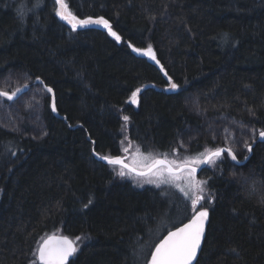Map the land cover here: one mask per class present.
<instances>
[{"label":"trees","instance_id":"1","mask_svg":"<svg viewBox=\"0 0 264 264\" xmlns=\"http://www.w3.org/2000/svg\"><path fill=\"white\" fill-rule=\"evenodd\" d=\"M66 2L76 16L108 19L120 41L102 26L73 31L53 0H0V80L26 78L18 97L36 90L45 129L34 138L0 126V264H39L37 248L53 233L81 237L68 264H147L162 235L191 217V201L137 187L93 149L182 160L226 146L202 132L184 152L180 137L200 129L201 113L242 122L255 143L243 163L224 153L197 173L209 220L194 264H264V0ZM149 44L160 66L133 51ZM243 145L233 148L239 161ZM166 217L172 224L142 259L146 233Z\"/></svg>","mask_w":264,"mask_h":264},{"label":"snow or ice","instance_id":"2","mask_svg":"<svg viewBox=\"0 0 264 264\" xmlns=\"http://www.w3.org/2000/svg\"><path fill=\"white\" fill-rule=\"evenodd\" d=\"M55 3L57 5L54 9L56 16L66 21L73 31L89 25H99L107 29L110 36L120 41L121 37L113 31L111 23L104 17L79 19L69 10L66 0H55ZM19 15L23 19V12ZM129 46L131 47V45ZM133 51L147 56L149 59L156 61L157 64L160 63L151 44L143 49L133 48ZM161 70H163L162 67ZM36 79L40 80L39 77ZM23 87L26 88L28 85L25 84ZM169 87L171 89L178 87L176 83L172 82L170 77ZM45 88L47 92H53L51 87L45 85ZM21 91V88H17L12 92L0 89V97L12 100ZM140 91L141 89L137 88L132 92L130 97L132 103L137 102V96ZM51 108L53 112L57 111L54 99ZM122 119L126 124L129 117L123 116ZM259 137L264 140V130L259 131ZM243 146L249 152L252 151V144L247 140L244 141ZM123 151L127 152L128 148H124ZM224 153H227L234 161L237 159L232 147H216L215 149L205 148L204 151L194 156H185L182 160L169 159L167 154H160L159 157L149 154V156L143 157V163L137 164L133 162L132 165H129L124 163L121 157L100 156L93 149V154L106 161L109 165H120V170L117 173L119 176H131L137 183L154 184L157 187L168 185L182 193L185 200L191 201L193 210L191 219L187 223H183L181 227L175 228L174 231H169L155 245L147 264H193V261L197 258L198 250L201 248L202 238L205 235V222L208 219V210L202 204V201L205 200L206 189L204 185H206L207 181L197 179V169L201 165L216 164ZM207 199L211 203V196H208ZM88 203L91 204L92 201L89 200ZM84 207H88V205L85 204ZM80 240L81 237L79 236L75 240L70 239L68 236L48 237L38 248L37 259L39 264H68L69 258L77 253ZM232 251H235V249ZM32 264H35V261Z\"/></svg>","mask_w":264,"mask_h":264},{"label":"rangeland","instance_id":"3","mask_svg":"<svg viewBox=\"0 0 264 264\" xmlns=\"http://www.w3.org/2000/svg\"><path fill=\"white\" fill-rule=\"evenodd\" d=\"M53 3L54 7L56 8L57 5L55 3V0H53ZM77 17L79 19H85L87 17L96 18L101 16ZM63 22L67 24L66 21ZM67 25L71 28L69 24ZM24 81H26V78L24 76L8 75L7 77L0 80V89L12 92L15 89L19 88ZM138 97L139 93L137 96V102L133 103L135 104V106L138 105ZM193 98L194 97L187 99V103L191 109H194L196 105V99ZM195 111H198L197 107ZM201 116L202 124L200 129L189 128L180 137L179 143L184 152L188 151L191 139L193 137L199 136V134H201L202 132L210 133L212 135L211 137L214 139L217 138L218 135H221L223 142L226 143L225 145L235 149L238 148V146H241L244 141L247 140L249 142L254 136V131H252V129H249L242 122L235 119L220 115L207 116L204 113H201ZM0 126L10 131L19 132L26 137H40L44 133L45 129L41 117V103L39 100V96L36 95V90H29L23 93L20 97L12 100H5L4 97H0ZM240 149H242V147ZM145 156L149 155L145 153L139 156L129 155L125 158V162L130 165H132L133 162H136L137 164L143 163V157ZM127 178L133 179L131 176H127ZM134 185L140 188L145 186H150L151 188H159L154 184L148 183L135 182ZM160 187L164 188L163 195L165 197L172 196V191L176 190L175 188H172L168 185H161ZM172 222V219H168V217H166L161 224L155 225L154 229L146 233V243L142 246L141 251L143 257L142 259L145 260L148 251L152 247L154 241L162 234L164 228L172 224Z\"/></svg>","mask_w":264,"mask_h":264},{"label":"water","instance_id":"4","mask_svg":"<svg viewBox=\"0 0 264 264\" xmlns=\"http://www.w3.org/2000/svg\"><path fill=\"white\" fill-rule=\"evenodd\" d=\"M152 61H153V60H152ZM154 62L156 63V61H154ZM158 66H160V65L158 64ZM39 81H40V80H39ZM39 81H38L37 79H35V82H39ZM28 87H29V85H28ZM28 87H26V88H25V87H22V88H21L22 91L19 92L15 98H17V97H18L23 91H25L26 89H28ZM48 87H50V86H48ZM45 90H46V88H45ZM46 91H47V90H46ZM48 93H49V92H48ZM50 94H51V105H52V103H53V99H54V92H52V93H50ZM15 98H14V99H15ZM54 114H55L56 116H59V117H60V115H58L57 111L54 112ZM257 140H258V141H262V140L260 139V137H259V134H258V136H257ZM254 143H255V142H252V143H251L252 146L254 145ZM222 147H227V146H222ZM96 153H97V152H96ZM250 153H251V152H248V154L245 156V158H244L243 160H240V161H239V160L236 159L235 162H237V163H243V162L246 161L247 158L250 156ZM95 156H96V155H95ZM100 156H103V155H100ZM117 156H118V157H121L122 160H123V162L126 163V162H125V158H124V156H121V155H113V157H117ZM96 157H97L99 160H101L103 163L108 164L106 161L100 159L98 156H96ZM126 164H128V163H126ZM129 165H130V164H129ZM204 166H205V165H201L200 168L197 169V173H199V172L201 171V169H202ZM189 219H191V217H190ZM189 219H188V220H189ZM188 220H186V221L183 222V223H187ZM208 220H209V211H208V219H207V221L205 222V233H206V229H207ZM183 223H182V224H183ZM182 224H180V225H178V226H176V227H174V228L168 230L167 232H165L156 244H158V243L160 242V240H162V239L164 238V236H166L167 233H168L169 231H174L175 228H177V227H181ZM50 236L61 237V236H68V235H65V234H57V233L49 234L48 236H46V237L40 242V244H42L43 241L46 240V239H47L48 237H50ZM68 237H69V236H68ZM204 237H205V235H204ZM204 237L202 238L201 247H202V244H203ZM69 238L72 239L71 237H69ZM40 244H39V246H40ZM39 246H38V248H39ZM38 248H37L36 256H37V253H38ZM154 248H155V246H154ZM154 248H153V250H154ZM200 250H201V248L198 250L197 257H198V255H199V253H200ZM150 257H151V254H150ZM150 257H149V259H150ZM72 258H73V256L69 258V261H70ZM196 259H197V258H196ZM196 259L193 261V264L195 263ZM37 260H38V259H37ZM38 262H39V261H38Z\"/></svg>","mask_w":264,"mask_h":264},{"label":"bare ground","instance_id":"5","mask_svg":"<svg viewBox=\"0 0 264 264\" xmlns=\"http://www.w3.org/2000/svg\"><path fill=\"white\" fill-rule=\"evenodd\" d=\"M259 134V133H258ZM258 136V135H257ZM149 222V221H148Z\"/></svg>","mask_w":264,"mask_h":264}]
</instances>
